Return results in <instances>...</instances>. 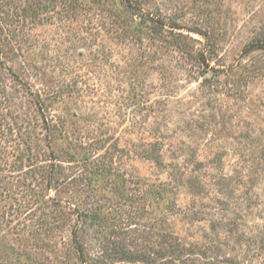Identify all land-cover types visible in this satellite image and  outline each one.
<instances>
[{"label": "rangeland", "instance_id": "1", "mask_svg": "<svg viewBox=\"0 0 264 264\" xmlns=\"http://www.w3.org/2000/svg\"><path fill=\"white\" fill-rule=\"evenodd\" d=\"M119 3L0 0V264H264V0Z\"/></svg>", "mask_w": 264, "mask_h": 264}, {"label": "trees", "instance_id": "2", "mask_svg": "<svg viewBox=\"0 0 264 264\" xmlns=\"http://www.w3.org/2000/svg\"><path fill=\"white\" fill-rule=\"evenodd\" d=\"M135 5L133 4V0H120V3H119V8H120V13H123L122 17H123V22L125 24H128L129 26H135L136 30L139 29V30H148V31H151L154 30L153 32H156L154 29L153 26L151 25H148V24H145L146 23V19H141V21H138L136 20V13H133L135 15H130V10L131 9H134ZM131 8V9H130ZM129 12V13H128ZM132 12V11H131ZM141 24H144L142 26H140ZM260 44V45H259ZM255 45H258V46H264V42H258L257 44L255 43H251L250 46H255ZM39 102V101H38ZM41 105L40 104V110H41ZM49 126V125H48ZM30 150V146L27 145V150ZM74 240H75V243H76V246H75V251L77 254H79V256H84L85 254V250L83 248V245L80 243V241L78 240V236H77V231L75 232V236H74Z\"/></svg>", "mask_w": 264, "mask_h": 264}]
</instances>
